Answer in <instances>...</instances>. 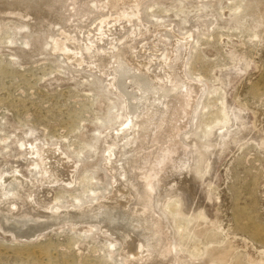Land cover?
<instances>
[{"label": "rangeland", "instance_id": "1", "mask_svg": "<svg viewBox=\"0 0 264 264\" xmlns=\"http://www.w3.org/2000/svg\"><path fill=\"white\" fill-rule=\"evenodd\" d=\"M141 1L136 12L134 7L114 8L110 0H0V180L11 173L24 180L30 189L23 196L48 214L56 209H97L108 201L115 186L105 166L103 146L112 140L113 129L127 119L123 98L117 100L113 90L106 88L112 59L118 50H125L135 62H143L147 75L156 73L160 76L156 81L166 83L169 48L161 41L166 28L182 42L188 40L183 45L187 50L182 75L202 89L198 88L187 124L170 141L176 145L174 150L157 151L155 164L151 163L155 173L150 180V212L153 209L152 216L161 223L166 241L175 244L174 264H264V0H244L251 6L245 12L240 10L241 0ZM212 1V14L198 11ZM181 8L183 20L173 16ZM229 14L245 17L234 20ZM24 26H29V32ZM61 41L62 53L54 46ZM75 49L81 53L80 65L68 57ZM104 98L121 103L114 112L122 116L101 131ZM223 107L229 126L223 132L213 131L212 148L209 139L196 152L195 139L205 141L206 131L223 121ZM92 137L97 145L93 158L88 152ZM113 148L111 160L117 167L123 164L117 156L121 148ZM49 150L64 157L71 178L44 181V153ZM192 152L199 154L194 157ZM148 160L140 165L150 164ZM204 160L205 172L196 176V167ZM191 223L194 232L189 230ZM71 224L62 223L29 239L0 231V264H127L126 259L133 260V255H123L121 242L99 226L83 231L87 224ZM208 249L221 251V258L211 254L219 262L209 261Z\"/></svg>", "mask_w": 264, "mask_h": 264}, {"label": "bare ground", "instance_id": "2", "mask_svg": "<svg viewBox=\"0 0 264 264\" xmlns=\"http://www.w3.org/2000/svg\"><path fill=\"white\" fill-rule=\"evenodd\" d=\"M110 1H111V4L114 8H120V7L123 8L125 6L126 7H132V8L134 7L136 9V12H137L138 11L137 8L139 7L141 0H110ZM218 1H221V0H218ZM249 1H251V0H249ZM175 2H176V0H175ZM214 2L215 1L209 2L204 7L198 9V11L207 12L209 10V13L211 12V14H212V11L210 9H212L213 11L215 10ZM254 2H255V0H254ZM142 3L143 2L141 1V4ZM156 3H158V2H156ZM244 3H245L244 0H241L240 10H243L245 12L246 8L247 7L250 8L251 6H249L250 4L245 5ZM248 3H250V2H248ZM167 4H169V3H167ZM180 4H181V2L179 3V5ZM49 8H51V7H49ZM135 14H136V16L138 15V13H135ZM74 15H75V13H74ZM127 15L130 16V14H127ZM184 15H185V12L183 11L182 8L180 9L179 12H176L173 14L174 17L179 18V19H182L184 17ZM129 16H127V17H129ZM229 16L231 18H233L234 20H238V19L245 17V16L244 17L243 16H235L232 14H229ZM71 17H69V18H71ZM263 18H264V16H263ZM51 19H53V18H51ZM54 19H53V21H54ZM77 19H78V17H77ZM68 20H66V21H68ZM129 20H130V18H129ZM32 22H33V20H32ZM45 22L47 23V21H45ZM45 22H43V23L46 24ZM129 23H130V21H129ZM49 24H50V22H49ZM54 24L57 25L56 21ZM207 24H208V22H205V25H207ZM46 25H45V27H47ZM129 25L132 26L131 24H129ZM26 27L27 26H24L23 29L26 30L29 28V26H28V28H26ZM42 27H44V25ZM31 28L33 29L34 27H31ZM130 28H128V29H130ZM168 28L171 29L170 27H168ZM49 29H52V28H49ZM49 29H48V31H50ZM127 30H126V33H127ZM28 32H29V29H28ZM24 33H26V32H24ZM126 33H124V34H126ZM171 33L172 32H169L168 30H166V28H164L161 31V37L163 38V39L161 38V41L163 43H166L165 45H168V48H169V57H167V59H166V57H164L167 60L166 62H164L165 63L164 66H166V68L164 67L165 71H166L165 72V75H166L165 80H167L166 83L165 82L158 83L155 79L158 77L155 75L156 73L154 75H147L148 72H147V69L145 68L144 64H142L143 62L142 61H141L142 63H139V61H138V63L135 62L133 60L132 56H127L128 53L126 54L125 50H118V52L115 53V55L112 59L113 64L111 66V80L109 81V84L106 86V88L107 89L109 88V90H113V92H114L113 94L117 97V100H120V98L121 99L123 98L124 101L121 102L123 105L122 109H123V113L125 114V119H126V116H127V119L122 124V126L120 125L119 127H115L113 129L112 140L109 143H107L105 146H103V150L105 153L104 158H105V162H106L105 166L111 171V175L113 174V178H114L115 191L112 194V196L109 197L110 199L108 201H106L105 203H101L97 209H92V208L90 209L89 206H87L85 208H80L78 211H75V210L69 211L68 210L67 212L66 211L61 212L58 209H56L54 212L48 214L46 212L40 211L38 205L35 204L32 201V199H30L29 197L23 196V192L28 191L30 189V188L28 189V184L25 183L24 180L19 179L13 173H11L10 175L7 174L4 177H2V179L0 180V231L2 233H7L8 235H11V236L16 237L18 239H29L31 237H35V236L45 232L46 230H49L53 227H56L62 223H65V224L66 223H70V224L72 223L73 224V225L71 224L72 226H76V224L77 225L78 224H81V225L87 224V227L82 229L83 231L92 230V228H94V225H96L97 227L99 226L100 230L102 229L104 232H107V234L109 233L112 237H115V239H117L119 241V243L121 242L122 249H123L122 252H123V255L125 257L127 255L128 256L129 255L134 256L132 261H126L127 259L125 260V263L127 262V264H174L176 262V258H174L172 256L173 254H171L172 251L175 250V248H174L175 244H172V242H170L171 243L170 244L169 241L168 242L166 241L165 236L162 234V231H161V227H160L161 223L159 225V221H157L158 218L155 219L152 216L153 215V213H152L153 209H152V212H150V210H151L150 206L152 205V203L149 199L151 197L149 195V192H150L149 190L151 189V187H152L151 184L153 183V182L150 183V180H151V178H153L151 175L155 173V167L153 166V164H155V159L157 158V155H156L157 151H160V152H158L159 154L160 153L164 154L165 151H167V149H170V148L172 149L173 146L176 147V145L175 144L173 145V143L170 141L176 134H178L180 129L182 130L185 127V125L187 124V120L191 114V111H193L194 105H196L197 97L199 95L198 94V88L199 87H196L197 85H195V86L190 85L182 75L183 63L185 61V53L187 50L183 45H185L186 42H188V40L184 39L185 42L183 41L184 42V44H183L182 40H180L181 38H177V36H179V35H177V36L175 35L177 38L176 39L173 36L174 33H172V34ZM40 34L42 35V31ZM40 34H39V36H40ZM47 34H48V32H47ZM123 35H121V36H123ZM126 35L129 37L128 34H126ZM126 35H125V37H126ZM159 35H160V33H159ZM189 35H191V34L189 33ZM132 36H134V34ZM158 37H160V36H158ZM186 37H187V35H186ZM190 37L191 36H189L188 38H190ZM36 38H38V37H36ZM192 39H194V38H192ZM35 40H37V39H35ZM125 40H126V38H125ZM63 43L64 42H62V41L56 42L54 45L55 50L61 51V53H62V51L65 49V48L63 49ZM121 44H123V43H121ZM125 46L127 47V44ZM64 47H65V45H64ZM130 47H132V46H128V48H130ZM121 48L123 49V47H121ZM128 50H130V49H128ZM65 51H66V53L70 52V51L67 52V50H65ZM130 51H132V48ZM165 51L168 52V49ZM73 52L74 51H72V54L70 53L71 56L69 55L68 57H70V59H73L77 64H79L81 61V53L79 52V50H76V49H75V52L74 53ZM129 54L134 55V53L133 54L129 53ZM135 56H137V55L135 54L134 57ZM74 61H72V62H74ZM163 61H160V62L162 63ZM225 81H226V79H225ZM200 88H199V91L202 89V88L201 89ZM103 93L106 95L105 92H102V94ZM101 100H104V106H105L106 110H105L104 115H103L104 119H105V122H104L105 126L102 129H104V130H102V129H100V130L105 131V130H107V128L109 126L114 125V123L117 120L118 115L122 116V114H118V113L114 112L115 110H117V106H119L121 103L118 102V104H113V103H110V101L108 99H105V98L101 99ZM222 112L224 114L223 115V121L219 122L217 125H215L214 127H211V129H208L206 131V133L204 134V138H205L204 140L205 141H200L199 139L198 140L195 139V141H196L195 146L197 148L196 152H201V150H200L201 147L204 146V143H206L209 139L211 141L209 147H211V145L213 144L211 138H212V136H216V134L213 133V131L215 129H218L219 131L222 130V132H223V129H225L229 126L230 117L228 116L227 109L225 107H223ZM236 117H238V116H236ZM242 120H244V119H241V122H242ZM190 129H191V127H190ZM222 132H219V134ZM243 133L246 135L245 132H243ZM248 134H249V132H248ZM116 138H117V141H115ZM153 138H155L154 140H156L157 144H156V142L154 144H151ZM164 141L167 142V145H166V142H164ZM189 141L191 142V140H189ZM227 143L229 144V142H226V144ZM187 145H188V143H187ZM217 145L215 144L214 146H217ZM112 146L116 147V148L119 147V149L121 148V150H118L119 152L117 151V153H118L117 156L122 159L123 164H120L117 167L113 165V162L111 160L112 154L115 152V150ZM180 146H181V143H180ZM225 146H222V147H225ZM227 147H228V145H227ZM227 147H225V148L227 149ZM179 149H180V147H179ZM219 149H221V148L219 147ZM45 150H47V148ZM45 150L43 152H45ZM96 150H97V145L95 142V138L92 137L91 141L88 142V152H89L91 158H93L95 156ZM173 150H174V148H173ZM180 150H182V149H180ZM216 150H218V148ZM222 151H220V152L222 153ZM221 153H220V155H222ZM44 154H45L44 159L46 161V167H47L46 168L47 173H46V171L44 172V174L46 173V175L44 176L45 178L43 177L44 181L46 180V177L51 181L55 180V182L57 179L60 180V179H68L69 177L71 178L72 175H70V174H71L72 170L70 167L66 166V164L64 163L65 162V161H63L64 157L62 158V156H61V158H60V156H57V153L55 155L54 152H52V150H49L48 152H46ZM190 154H191V152H190ZM190 154H189V156H191ZM198 154L199 153H193V155H195L194 157H196ZM202 155L205 157L206 154L202 153ZM218 155L219 154H217V157H218ZM146 157L149 159L148 162L150 164H146L145 166L140 165L143 162V159H145ZM176 157L178 158V154L176 155ZM184 157H185V155H184ZM194 157H193V159H194ZM182 160L181 161L179 160V161L182 162ZM206 162L207 161L204 160L200 167H196V169L198 170V173L196 174V176L197 175L201 176L203 171L205 172L204 168L206 166ZM210 162H209V165H210ZM41 163H43V161ZM151 163H153V164H151ZM177 164H178V162H177ZM187 164H189V163H187ZM43 166L41 167L42 169H43ZM92 167H95V166H92ZM187 170H189V168ZM187 170H185V171H187ZM174 171H175V169H174ZM189 172H190V170H189ZM157 174H158V172L156 173V175ZM173 174L175 175V173H173ZM177 174H179V173H177ZM188 177H186L187 178L186 180H190V179H188ZM165 180H166V178H165ZM42 181H40V182H42ZM47 181H45V182H47ZM45 182H43V183L45 184ZM187 182L189 183V181H187ZM51 183H53V182H51ZM175 187H177V186H175ZM174 190H176V189H174ZM179 191H181V190H179ZM187 193H189V192H187ZM29 195H31V194H29ZM178 196L180 197V195H178ZM149 202H150V205H149ZM47 209L49 210V208H47ZM156 217H157V214H156ZM194 219L195 218H193V220ZM194 225L195 224L192 225V223H191V226L189 229L192 232H194L196 229V226H194ZM100 232H102V231H100ZM170 236H168V238ZM120 252H121V250H120ZM211 254H213L215 257H217V256L221 255V251L220 250L219 251L214 250V249H210V250L208 249V251H207V258L210 259L209 261H211V263H214L217 261L219 262V260H217V259H211ZM120 255H121V253H120ZM193 258H196V257H193ZM220 258H221V256H220Z\"/></svg>", "mask_w": 264, "mask_h": 264}]
</instances>
